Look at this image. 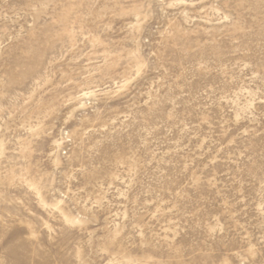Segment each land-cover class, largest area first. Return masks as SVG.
I'll return each mask as SVG.
<instances>
[{"label":"rangeland","instance_id":"374dc122","mask_svg":"<svg viewBox=\"0 0 264 264\" xmlns=\"http://www.w3.org/2000/svg\"><path fill=\"white\" fill-rule=\"evenodd\" d=\"M0 264H264V0H0Z\"/></svg>","mask_w":264,"mask_h":264}]
</instances>
